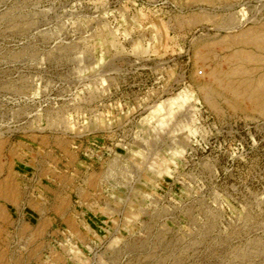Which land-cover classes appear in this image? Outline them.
<instances>
[{
    "label": "rangeland",
    "instance_id": "374dc122",
    "mask_svg": "<svg viewBox=\"0 0 264 264\" xmlns=\"http://www.w3.org/2000/svg\"><path fill=\"white\" fill-rule=\"evenodd\" d=\"M208 1L0 0V181L22 165L1 264H264V115L195 83L264 0Z\"/></svg>",
    "mask_w": 264,
    "mask_h": 264
},
{
    "label": "bare ground",
    "instance_id": "6f19581e",
    "mask_svg": "<svg viewBox=\"0 0 264 264\" xmlns=\"http://www.w3.org/2000/svg\"><path fill=\"white\" fill-rule=\"evenodd\" d=\"M220 1L225 2L229 0H220ZM191 2L195 3V2H209V1L208 0H191ZM227 17L229 18V16ZM205 19H207V16L204 13V11L192 13V16L188 20V23L190 25H195L196 23L201 22L202 20H205ZM226 19L222 20V22L224 21L225 23L223 24L227 25L226 27L228 28L227 31L229 32V34L226 36L224 35L225 37L218 40L217 43L225 51H227V55L225 56V59H224V63H227V69H221L217 66L209 69V71L206 74L213 79L214 84L207 83L206 81H198V80H195V83L197 84L198 89L204 101L211 109L219 111L218 102L222 101L224 105L227 108L231 109V111L233 110V112L238 110L246 114L257 113L260 115H264V65H262L264 63V23L261 22L262 24L260 25L256 24L257 26L254 24L255 26L244 29L245 24L243 22H240V21L234 22L233 19L231 18L227 20ZM158 29L163 34L162 37H165L166 39H168L167 38V35H168L167 32L169 29L168 26L164 23H161ZM195 55H196L195 56L196 59H198L199 61H206L210 56L212 55L215 56L210 46H207L206 48L201 49V50H197ZM188 94H189L188 89L184 90L183 93H181L176 98V101L181 103V101H184L185 99H187ZM135 157H136L137 164H139L140 166L142 164L141 157L137 154L135 155ZM114 167H115L114 164H110L109 166L112 172H113ZM3 169H5L4 163L0 161V174L3 171ZM166 169L167 167H165V169H163V167H160V169H156L154 172V181L158 180L157 182H159L163 180L164 178H166L168 175V169L167 170ZM105 176H107V173ZM146 194H149L148 191ZM16 196H17V191L13 187L8 176L2 179L0 181V199L5 200V201L12 200L13 202ZM6 213H7L6 209L3 207H0V218L1 219L6 220L5 219ZM67 222L64 223V225L67 224ZM23 226L25 227V225ZM70 226H74V223H71ZM75 227H76V224H75ZM34 238L35 236L33 237V239ZM249 254L250 253L246 251V252H243L241 256L246 258L249 256ZM55 259H57V257Z\"/></svg>",
    "mask_w": 264,
    "mask_h": 264
},
{
    "label": "crops",
    "instance_id": "0c3cea01",
    "mask_svg": "<svg viewBox=\"0 0 264 264\" xmlns=\"http://www.w3.org/2000/svg\"><path fill=\"white\" fill-rule=\"evenodd\" d=\"M19 154H18V156L16 157V161L18 162V161H21L22 159H23V157H24V152H22V151H20V152H18ZM21 158V159H20ZM24 164V163H23ZM15 167H17V166H15ZM7 170H9V167L7 168ZM18 170H22V165L21 166H18L17 167V169H16V171H14V172H12L10 175H11V177H9V175H8V178L10 179V181H11V183H12V185H13V187L15 188V186H17V185H15V184H13L14 183V181H13V177H12V175L16 172V175H18ZM3 172V171H2ZM1 172V173H2ZM22 172V171H21ZM9 173V172H8ZM15 190L17 191V188H15ZM0 200H2V199H0ZM4 201V203H6L5 205L6 206H8V205H10V206H12L13 204H17V202L19 201V195H18V191H17V196L15 197V199H14V201L12 202V200H10V201H5V200H3ZM17 201V202H16ZM14 202H16V203H14ZM0 207H1V205H0ZM19 207V205L17 206V208ZM3 208H5L4 206H3ZM41 207H39L38 209H37V212L36 211H34V214L32 213H30L29 215L31 216V218H34L35 219V213H41V209H40ZM6 209V208H5ZM10 210V212H11V214H12V212H14L15 210H16V208H15V206L14 207H12V208H10L9 209ZM18 210H19V208H18ZM40 211V212H39ZM7 212V211H6ZM8 213V212H7ZM7 213H6V217H5V219L6 220H3V219H1L2 220V222L4 221L5 223L10 219V215L8 214V216H7ZM50 215V214H49ZM24 218V220L25 221H28V223H26V224H23V225H25V229H28L27 227H32L33 225L32 224H34V223H32L31 221V223L29 222V220H30V218L29 217H27L26 218V216L25 217H23ZM35 221H37V218L35 219ZM54 221V220H53ZM26 225H28V226H26ZM3 231H2V228L0 229V233H2Z\"/></svg>",
    "mask_w": 264,
    "mask_h": 264
}]
</instances>
